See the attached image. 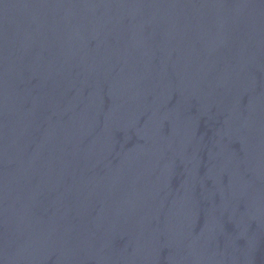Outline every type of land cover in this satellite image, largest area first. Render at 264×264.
<instances>
[{"label":"water","instance_id":"1","mask_svg":"<svg viewBox=\"0 0 264 264\" xmlns=\"http://www.w3.org/2000/svg\"><path fill=\"white\" fill-rule=\"evenodd\" d=\"M0 264H264V0H0Z\"/></svg>","mask_w":264,"mask_h":264}]
</instances>
